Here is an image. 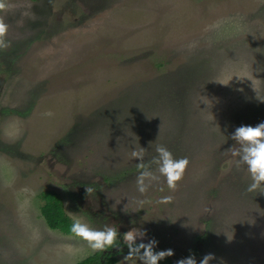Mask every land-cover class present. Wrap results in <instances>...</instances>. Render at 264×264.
<instances>
[{
    "label": "rangeland",
    "instance_id": "obj_1",
    "mask_svg": "<svg viewBox=\"0 0 264 264\" xmlns=\"http://www.w3.org/2000/svg\"><path fill=\"white\" fill-rule=\"evenodd\" d=\"M0 3V264L95 254L49 229L44 192L71 220L143 228L173 264H264V189L246 191L230 150L236 127L264 121V0ZM158 144L189 164L174 191L161 178L141 195L130 154Z\"/></svg>",
    "mask_w": 264,
    "mask_h": 264
},
{
    "label": "clouds",
    "instance_id": "obj_2",
    "mask_svg": "<svg viewBox=\"0 0 264 264\" xmlns=\"http://www.w3.org/2000/svg\"><path fill=\"white\" fill-rule=\"evenodd\" d=\"M3 7L5 5L0 3V8ZM7 30L8 25L0 19V49L10 46V41L5 39ZM45 115H51V113ZM231 139L238 145V147L230 148L231 155L235 158L234 163L237 168L245 167L251 180L246 191L253 192L264 189V121L255 126L241 125L236 127L231 133ZM155 152L156 155L148 162H145L146 149L144 147L133 148L130 154L132 158L139 161L137 168L140 171L136 177V190L141 195L145 194L154 184H159L161 178H163L167 188L174 191L189 164L187 157H174L173 153L162 144L156 146ZM153 165H155L154 169ZM159 190L163 191V188ZM86 191L92 193L93 189L87 188ZM172 200V195H164L156 202L169 204ZM135 202L141 206L150 203L147 199ZM70 231L75 237L85 241L93 253H104L113 248L123 251V248L126 247L128 251L121 260L122 264H128L129 261L139 262V264H159L166 257L173 255L171 249L156 251L157 241L155 239H149L145 243L146 230L141 227H132L128 231L120 233L115 226L105 225L103 228L97 229L90 226L81 217L75 216L72 218ZM214 258L212 253L206 254L199 261V264H210ZM176 264H197V260L194 255H189L178 260Z\"/></svg>",
    "mask_w": 264,
    "mask_h": 264
},
{
    "label": "trees",
    "instance_id": "obj_3",
    "mask_svg": "<svg viewBox=\"0 0 264 264\" xmlns=\"http://www.w3.org/2000/svg\"><path fill=\"white\" fill-rule=\"evenodd\" d=\"M42 199L44 204L41 207V214L49 229L74 236L70 231L72 220L66 215L60 197L53 192H44ZM114 249H108L104 253L96 252L77 264H118L117 255L127 253L128 250L124 247L123 251L112 252ZM159 264H173V262L166 257Z\"/></svg>",
    "mask_w": 264,
    "mask_h": 264
}]
</instances>
